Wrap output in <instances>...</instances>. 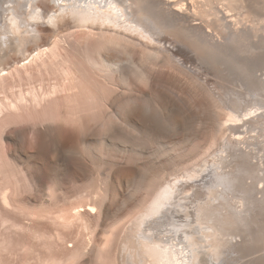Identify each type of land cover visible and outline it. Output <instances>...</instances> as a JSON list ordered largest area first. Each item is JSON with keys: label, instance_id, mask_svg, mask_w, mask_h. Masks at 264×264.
<instances>
[{"label": "bare ground", "instance_id": "obj_1", "mask_svg": "<svg viewBox=\"0 0 264 264\" xmlns=\"http://www.w3.org/2000/svg\"><path fill=\"white\" fill-rule=\"evenodd\" d=\"M177 1L174 7L179 10L170 7L167 0H112L115 8L106 0H0V79L12 69L20 71L18 65L22 62L24 71L19 77H26L29 87L14 100L10 99L4 109L0 105V126L6 123L7 117H21L24 113L32 119V125L25 131L18 126L10 129V138L19 140L24 134H30V141L41 140L47 151L54 153L62 148L65 137L71 142L80 140L82 145L90 147L94 133L77 135V132L63 130L59 123L42 132L35 124H40L41 119L55 123L63 112L71 110L73 118L84 120L85 98L90 97L85 81L91 74L102 78L112 93L100 97L109 103L110 110L103 109L91 128L106 130L117 126L124 132H139L146 140H154L161 125L182 124L181 119L190 117L194 106L207 103L214 112L225 116V125L219 122V131L209 136L204 149L196 144L188 152L180 150L167 162L168 171L146 172L147 169L139 171L120 166L112 177L98 176L84 159L78 158L72 163L75 176H83L81 180L85 182L75 193L60 192L69 205L62 209L64 219H87L97 210L107 215L120 189V179H139L136 189L141 192V198L136 201V209L126 221L122 222V218L114 228L103 231L104 236L112 233L117 237L114 246L111 245L112 264H221L235 245L234 240L242 236L246 223L264 220L263 82L255 76L257 88L250 90L246 86L242 99L233 98L232 87L228 86H245L240 75L232 78V66L239 64L233 55L239 56L237 53L245 48L249 51L254 46L252 40L249 41L252 38L264 44V0L258 3L251 0ZM227 17L231 19L226 21ZM76 31H84L97 44L93 46L86 41L78 45L70 41L69 37ZM46 45L57 61L45 63L43 70L54 76V81L37 87L34 80L31 82L32 73L27 63L40 57ZM135 54L137 61L133 58ZM218 63L222 68H217ZM165 66L191 79L194 84L188 92L191 104L177 102L168 94L166 83L170 78L166 80L158 75ZM211 70L220 73L219 78L227 85L215 81L212 87L214 81L206 76H214ZM38 73L42 75L41 70ZM177 82H170L173 88ZM138 84L149 89L147 97L139 91ZM14 86L11 85V89ZM73 88L74 101L53 108L50 97L58 93L65 95L63 92ZM216 88L219 97L214 91ZM98 96L88 99L93 107ZM83 124L90 125L85 121ZM227 131L243 134L244 140L232 139L226 135ZM248 132L254 134L246 135ZM248 137L254 141H247ZM101 146L107 145L102 143ZM224 152L225 155H221ZM5 154L0 150V199L9 208L13 205V192L9 180L11 172L7 171L8 174L2 168L3 162L8 160ZM126 158L131 162V156ZM208 159L216 160L217 164ZM22 176L27 181L25 175ZM243 176L245 182H238V177ZM99 187L104 193L98 194ZM88 208L89 213L85 211ZM120 221L123 226L115 228L121 225ZM100 251L94 247L86 252L76 250V254L101 257ZM69 255L68 260H71L75 253Z\"/></svg>", "mask_w": 264, "mask_h": 264}, {"label": "rangeland", "instance_id": "obj_2", "mask_svg": "<svg viewBox=\"0 0 264 264\" xmlns=\"http://www.w3.org/2000/svg\"><path fill=\"white\" fill-rule=\"evenodd\" d=\"M167 1L171 3L170 7L179 10L174 7L179 1ZM251 1L258 3L261 0ZM183 13L189 14L188 11H184ZM230 19V17L225 18L226 21ZM248 24L249 23H246L245 25ZM69 39L78 45H84L86 41H89V44L91 43L93 46L97 44L96 40H94L93 37H88L87 33L84 31L72 33ZM249 41L254 45L249 51L245 48L243 49L244 51L246 50L245 52L242 51L237 53L239 56L233 55L236 57L239 64L238 66H232V78L234 77L233 79H235L236 76L240 75V79L245 83L244 88L228 84L229 87H232L230 92L234 95L233 98L237 99H242L245 88L248 87L250 90L257 88V78L255 76L261 78L263 82V89H261L264 94V44L254 38ZM12 54L13 53L10 52V56H12ZM119 54L121 57H125L122 53ZM229 55H231V53ZM133 58L137 61V54H135ZM241 58L243 60H241ZM52 61H57V58L48 48V45H46L40 57L35 61L27 63V67L32 73L31 82L34 80L33 84L37 87H39V85L47 86L54 81V76L48 75V73L43 70L45 63H50ZM217 62H219V60H217ZM22 65V62L18 65L20 71L12 69L10 73L2 74L3 77L0 79V105L2 109H4L3 107L8 104L10 99L14 100L18 93L25 92L29 88L26 77L23 79L19 77L20 72L24 71ZM217 68H222V65L218 63ZM160 69L158 75H161V78H170L169 83L173 80L179 82H177L178 85L174 88L172 83H170V85L166 83L168 94L175 98L174 100H177V102L181 101L191 104L192 101L188 94L189 89L194 87L191 79L169 66ZM39 70L42 71V75L38 73ZM211 72L214 76L211 77L210 74L206 76L209 79L211 78V81H214V83L211 84L212 87L215 81L227 85L226 82L219 78L220 73H217L215 70H211ZM223 73H225V71H223ZM173 76H175V78ZM206 76L203 75V78ZM13 84H15V86L11 89V85ZM74 84L77 85V82ZM85 85L89 88L87 89V93L90 94V97L92 95L93 97L99 96L97 98V104H95L94 107L93 103H91V105L89 103L91 100L88 101L90 97L85 98L87 109L85 112H82V115H84L82 119L84 120L78 121L73 118L71 116L73 115V110H71L70 112H63L60 118H58L59 120L55 122L56 124L51 122L50 119H41L40 124H35V126L40 131L44 132L48 127L55 126L59 123V127H63V130L77 132V135H81L84 132L94 133L91 140L92 145L90 147L82 145V141L80 140L76 139L71 142L68 139L66 140L65 137L62 148H60L58 153H54L47 151L46 146H43L44 143H41L43 141H30V134H24V137L19 140L10 138L11 134L9 131L14 126H18L24 131L30 128L32 119L29 118L27 113H24L21 117H7L6 123L0 126V144L2 143L0 145V150L1 152H6L5 155H7L6 157L9 160L6 159L7 161L3 162L4 165L2 168L6 170V172L10 171L12 173L9 172V180L13 192L12 207L6 208L0 199V264H102L103 262V264H112V256L110 255L112 254V246H114L113 242L115 243L117 241V237L112 233L104 236L103 231L105 229V231L108 232L110 229L114 228L113 226L122 218V222L126 221L128 216L136 209V201L141 198V192L136 189V183L139 179L137 178L136 180L133 179L130 181L123 180V178L120 179V189L116 191L113 204L109 202L112 206L107 215H103L102 210H97L87 219H64L62 218V209L68 208L69 205L63 201L60 192L65 191L69 194L75 193L77 188L85 182L81 180L83 176L78 174V177L75 176L72 163L78 158L80 160L84 159L86 162L90 163L91 167L94 168L95 175L97 174L98 176L110 175L112 177L114 171L120 166L135 168L139 171L147 169V171L145 170L146 172H153V170L158 171L159 169L168 171L172 157L174 158L181 151H190L193 147H196V144L197 147H203L204 149L209 141L208 138L216 134L217 130L219 131V122L221 121L220 123L225 125L224 114L221 112H214L204 101L202 103L206 105H203L205 109L202 105L200 107H192L191 112H189L191 114L190 117L185 116L183 120L181 119L182 124H175L176 128L173 125L167 126L162 123L164 126L161 125L158 131V134H160L158 135L156 133L155 137H153L156 141L153 139L146 140L142 137V134L139 135V132H124L123 129L117 126H115V129L107 128L106 130L99 129L98 127L91 128V125L97 121L101 112L103 114L104 110H106V112L110 110L109 103L103 102L100 97H107V95L110 96L112 93L109 87L107 89L105 81L95 74H91L87 78ZM116 86L120 88L118 82ZM119 88L116 89V91H118ZM137 88L141 93H144L145 97L148 96L149 89L144 85L138 84ZM74 91L75 89L73 88L63 92L65 95H61L60 93L52 95L50 97V102L53 108L61 103L73 102L75 98ZM214 91L219 97L220 95L217 92L218 89L216 88ZM85 95L87 94L85 93ZM89 108L92 111H90ZM64 113L66 114L64 115ZM88 117L89 119L87 120ZM247 117H250V115ZM201 120L204 124L199 122ZM84 121L85 123L89 122L90 125L87 126L83 124ZM196 121H198V123ZM184 123L186 124L184 125ZM199 123L201 124L199 125ZM178 126L180 127L178 128ZM140 127L142 128L143 126ZM227 134L232 139L244 140V136L241 133L233 134L227 131L226 135ZM250 134L253 135L254 133L248 132L246 135ZM246 140L254 141L250 137L246 138ZM102 143H105L107 146H101ZM255 146L256 145H254V147ZM173 148L177 152L175 150L173 151ZM221 155H225V152L221 153ZM42 156H44V158H42ZM128 156L132 157L131 162L125 160ZM243 158L247 159L246 157ZM208 160L217 164L216 160ZM168 161L169 163H167ZM252 168L253 166H251V169ZM22 174L25 175L27 181L23 180ZM55 174L56 177H54ZM245 178L244 176L238 177L237 181L244 183L246 180ZM98 190V194H100V192L104 193L102 188L99 187ZM85 211L87 213L91 212L89 208ZM252 221L253 224H251ZM258 221L259 220L256 219L251 220V223H246V228L243 229V234L241 233L242 236L234 240L235 245L232 246L221 264H264V220L262 222ZM122 222L121 225L119 224L115 228L119 226L122 227ZM104 240H106L107 243ZM94 247L95 249H99V251L102 249L100 251V256H103V259L92 254H90L92 256L85 255L82 257L78 255L80 250L86 252L87 250H92ZM105 247L108 253L111 252L110 254L106 252ZM76 250L79 251L77 254ZM103 250H105V253ZM72 252L73 254L75 253V256L73 259L68 260L70 257L69 254H72ZM103 253L104 255H102Z\"/></svg>", "mask_w": 264, "mask_h": 264}, {"label": "snow or ice", "instance_id": "obj_3", "mask_svg": "<svg viewBox=\"0 0 264 264\" xmlns=\"http://www.w3.org/2000/svg\"><path fill=\"white\" fill-rule=\"evenodd\" d=\"M110 7L115 8L116 5L112 2V0H106Z\"/></svg>", "mask_w": 264, "mask_h": 264}]
</instances>
